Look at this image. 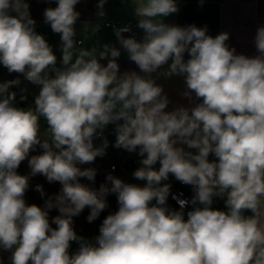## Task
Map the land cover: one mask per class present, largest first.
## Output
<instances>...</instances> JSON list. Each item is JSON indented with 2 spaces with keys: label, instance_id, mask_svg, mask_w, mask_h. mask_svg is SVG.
<instances>
[{
  "label": "clouds",
  "instance_id": "obj_1",
  "mask_svg": "<svg viewBox=\"0 0 264 264\" xmlns=\"http://www.w3.org/2000/svg\"><path fill=\"white\" fill-rule=\"evenodd\" d=\"M79 2L55 0L56 7L44 11L62 44L60 68L33 20L0 14V252L10 253L11 264H264V26L254 37L258 54L249 57L208 35L207 26L158 19L178 11L175 0H137L143 39L124 37L127 28L115 35L145 75L121 74V53L108 45L99 59L94 50L81 51L73 62ZM7 7L0 0V12ZM169 60L165 75H182L190 90L185 96L201 101L191 110L166 111L162 87L147 78ZM5 70L40 86L34 108L14 106L9 88L20 80H4ZM41 117L49 136L43 141ZM110 123L116 124L115 147L139 149L133 177L143 186L111 174L98 189L81 183L95 181L96 169L79 165L105 154L107 140L95 147L93 139ZM178 142L187 144V153ZM37 146L42 152L30 156ZM26 159L30 176L61 185L43 207L24 199L29 175L18 169ZM170 175L193 193L174 213L166 206L170 185L163 183ZM110 194L118 209L104 218L95 243L78 236L73 217L88 208L93 221ZM216 197H226V211L212 207ZM189 201L200 206L187 210ZM52 209L59 215L50 218ZM72 242L78 248L70 252Z\"/></svg>",
  "mask_w": 264,
  "mask_h": 264
},
{
  "label": "crops",
  "instance_id": "obj_2",
  "mask_svg": "<svg viewBox=\"0 0 264 264\" xmlns=\"http://www.w3.org/2000/svg\"><path fill=\"white\" fill-rule=\"evenodd\" d=\"M178 11L171 14L168 17L158 18L163 22L169 21L172 18H176L180 26H188L195 24L197 27L207 26L208 35L216 38L220 36L229 50L235 49V54H242L249 57H254L258 53L254 45L255 28L259 22H264V0H205V3L201 5L199 0H175ZM8 7L3 9L0 14L9 17H19L22 21L29 19L35 23L31 25L34 31L44 36L47 42L53 49L54 54L57 56L56 68L61 67V41L59 34L53 33L49 24L45 23L44 11L49 7H56L55 0H7ZM99 0H80L75 6L77 12L80 13L79 18L74 25L76 35L75 39L81 41V45L75 46L73 49V62L77 55L81 51L93 52V55L99 59V53L105 51L104 45H108L109 48L115 47L119 49L121 55L117 58V63L120 66V73L136 71L141 75L139 68L134 62L128 59V53L120 45L115 33L110 31L96 32L93 24L98 19H108L111 21H139L140 17L136 16L135 9L137 7V0H105L104 6L101 9L98 7ZM103 12V15H100ZM144 33L141 32L138 41L143 39ZM110 58V52H109ZM91 57H85L90 59ZM187 58V56H185ZM102 65L107 64V59L100 60ZM163 65L156 72L147 74V78L153 79L157 85L163 89L162 95L166 96L169 103L166 111H173L178 107H184L189 110L196 107L199 98L195 97L194 93H190L189 96H185L186 92H190L186 88L184 77L182 75L173 74L171 76L165 75L169 71V65ZM49 75L53 74L51 68L46 70ZM19 79V85H12L9 88V92L15 91L22 94L27 99L34 102V97L39 93V85H34L27 81L23 74L7 73L3 72V79L11 81ZM15 106V105H14ZM191 115V111H189ZM40 123L39 136L43 141L48 139V134L44 131L42 123ZM119 123V122H117ZM116 124L110 123L103 129L105 140H107V149L109 154L103 158L97 157L91 164L79 165L82 169L94 168L97 171L95 181H89L85 178H81V183L88 184L89 186L98 189L102 183L106 182V179H102L101 175L107 176L109 174L120 178L126 183H134L140 186L144 185V181L136 180L133 177L134 171L141 166L140 161L142 157L139 156L137 168L131 165V161L138 155L139 149L134 152H128L123 148L115 147L116 140ZM195 131V130H194ZM193 131V135H194ZM197 136L199 134H196ZM191 140L192 137L187 138ZM95 147H103L95 142ZM177 147L184 149L187 153V144L178 142ZM42 152V149L37 146L34 151L30 152L31 155H38ZM112 158H115L119 166L115 171L110 170ZM214 159L212 155L209 156V160ZM131 167L128 168L127 166ZM158 168L159 165L157 164ZM30 168L28 167L27 159L23 161L18 169V173L21 175H29ZM99 177L101 179H99ZM169 178L176 179L170 175ZM109 183V182H108ZM165 183V182H163ZM42 186V192L37 191L36 186ZM111 185L109 184V187ZM61 185L58 182L49 183L47 179L42 175H29V187L25 192L24 199L28 204H36L43 207L45 201L49 198H55L60 192ZM186 191V188H183ZM43 193V194H42ZM108 206L100 215L89 222L87 220L90 214V209L85 208L78 216L73 217V228L78 236L84 237L85 240L95 243V237L99 235V227L102 224L104 218L107 215L114 213L118 209L117 199L115 194L107 196ZM225 199L216 197L212 207L220 210H227L225 205ZM155 203V202H153ZM169 211L175 212V210L166 203ZM246 215L250 213L246 212ZM50 218L59 215L58 210L52 209L49 213ZM55 227V225H53ZM78 248L76 242H72L70 252L75 251ZM10 253L0 252V264H11L9 259Z\"/></svg>",
  "mask_w": 264,
  "mask_h": 264
},
{
  "label": "built area",
  "instance_id": "obj_3",
  "mask_svg": "<svg viewBox=\"0 0 264 264\" xmlns=\"http://www.w3.org/2000/svg\"><path fill=\"white\" fill-rule=\"evenodd\" d=\"M22 22L27 23V21H22ZM164 23L169 24V25H179L180 26V24L177 22L176 18H172L169 21H166ZM137 24H138V21L121 22V21H111L108 19H98L97 21L94 22L93 27H94V30L96 32L110 31L113 33H115V30H117V29L127 28V29H129V31L123 32L122 35L124 37L131 36V37H134L138 40L139 35L141 32H143V30L138 28ZM259 26H264V22H259L257 24V26L255 28V34H256V30ZM75 42H76L75 46L81 45V41L79 39H75ZM15 93H16V99H15V101H13V104L15 106L25 107V108H27V107L34 108V102H32L31 100H29L27 98L25 100H21V97H24V96L22 94L17 93V92H15ZM199 103H201L200 100H198L197 105ZM39 121L42 123V125L44 127V131L47 133L46 121L44 120L43 117H41ZM97 131L99 132L100 130L98 129ZM104 140H105V135L102 132L100 135L94 137L93 142H95L99 145H102ZM108 154H109V151L106 148L105 154L103 156H100V158H103L104 156H106ZM118 166H119V164L116 161V159L112 158L110 170L115 171ZM127 167L130 168L131 166L128 165ZM164 182L170 185L167 203L175 211L181 207V203H182L183 199H185L186 197H191L193 195V193L191 191H184L183 190L184 187L181 185V182L177 179L169 178L167 181H164ZM199 206L200 205H198V204L193 205L191 203V201H189V203L186 205V209L191 210L193 207H199ZM184 218L187 219L186 216Z\"/></svg>",
  "mask_w": 264,
  "mask_h": 264
},
{
  "label": "trees",
  "instance_id": "obj_4",
  "mask_svg": "<svg viewBox=\"0 0 264 264\" xmlns=\"http://www.w3.org/2000/svg\"><path fill=\"white\" fill-rule=\"evenodd\" d=\"M138 159H139V155L136 156V158L134 160L131 161V165L134 167V168H137V165H138ZM99 179H101L99 177ZM110 184V182H109Z\"/></svg>",
  "mask_w": 264,
  "mask_h": 264
},
{
  "label": "water",
  "instance_id": "obj_5",
  "mask_svg": "<svg viewBox=\"0 0 264 264\" xmlns=\"http://www.w3.org/2000/svg\"><path fill=\"white\" fill-rule=\"evenodd\" d=\"M101 178H102V179H106V176H104V175H101Z\"/></svg>",
  "mask_w": 264,
  "mask_h": 264
}]
</instances>
